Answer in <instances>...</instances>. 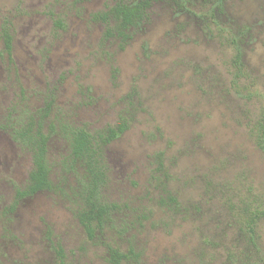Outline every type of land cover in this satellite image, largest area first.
I'll list each match as a JSON object with an SVG mask.
<instances>
[{
  "label": "rangeland",
  "instance_id": "1",
  "mask_svg": "<svg viewBox=\"0 0 264 264\" xmlns=\"http://www.w3.org/2000/svg\"><path fill=\"white\" fill-rule=\"evenodd\" d=\"M177 1L193 14L157 3L150 22L119 51L117 42H101L103 29L90 17L113 0H0V126L13 105L35 110L52 90L57 110L99 129L117 122L135 89V121L107 148V198L135 211L132 220L149 217L127 237L142 264H227V252L238 246L228 228L238 225L222 204L264 207V149L257 144L264 124V0ZM7 22L12 63L1 38ZM159 152L186 211L179 216L156 206L149 184ZM66 154V144L52 138L48 159L59 187ZM30 170V156L0 128V264H57L56 243L65 264H107L62 193H39L7 214ZM257 232V264H264V219Z\"/></svg>",
  "mask_w": 264,
  "mask_h": 264
},
{
  "label": "trees",
  "instance_id": "2",
  "mask_svg": "<svg viewBox=\"0 0 264 264\" xmlns=\"http://www.w3.org/2000/svg\"><path fill=\"white\" fill-rule=\"evenodd\" d=\"M85 1L87 0H83ZM169 1L172 4H169ZM157 3L171 5L177 14H193L187 3L177 0H113L102 11L93 13L90 17L93 23L101 25L103 29L101 42L107 44L115 41L118 50L123 51L138 31L150 22L151 10ZM207 3L209 2H204ZM198 15L206 17L201 13ZM55 26L58 29L63 28L62 22L59 21L55 22ZM1 38L4 54L12 63V34L8 22L2 26ZM231 44H235L234 39ZM234 50V62L240 66L241 52L238 46H234ZM117 71L113 68V75ZM135 91L134 89L125 96L126 108L115 124L94 130L75 121L73 114L57 110L56 95L52 90L47 94L43 106L35 110L21 105L22 102L20 105H13L7 111L0 128L7 130L14 144L30 156L31 170L24 187L16 189L14 202L8 208L7 214L14 213L18 204L25 199L43 192L58 191L70 204L72 214L82 227L87 240L103 247L107 264H142L141 253L127 235L134 229L143 228L149 217L142 215L132 220L136 212L126 204L107 198L106 191L111 175L107 148L126 133L135 121ZM259 125L257 144L264 149V124L260 122ZM52 138L60 139L67 146V154L59 164L61 187L51 180L53 167L49 163L48 152ZM164 158L163 152L154 155V168L149 184L152 190L157 192L156 206L166 214L179 216L186 211L176 194L169 188L172 176L167 170ZM65 186L67 192L63 189ZM222 205L227 208L235 225H238L237 230L235 226L228 228L235 230L232 243L238 246L234 245L227 252V264H257L262 258L257 225L264 219V207H251L242 200L237 204L226 200ZM51 237L52 233L48 230L47 240H51ZM119 243H125L124 251ZM54 252L57 264H65L66 256L59 243L54 244Z\"/></svg>",
  "mask_w": 264,
  "mask_h": 264
}]
</instances>
